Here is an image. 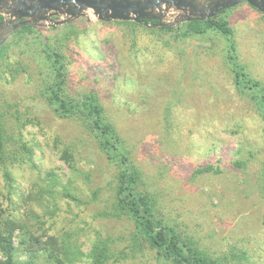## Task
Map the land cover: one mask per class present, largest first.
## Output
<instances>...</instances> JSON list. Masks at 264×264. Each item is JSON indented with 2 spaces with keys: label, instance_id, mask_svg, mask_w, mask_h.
Masks as SVG:
<instances>
[{
  "label": "rangeland",
  "instance_id": "obj_1",
  "mask_svg": "<svg viewBox=\"0 0 264 264\" xmlns=\"http://www.w3.org/2000/svg\"><path fill=\"white\" fill-rule=\"evenodd\" d=\"M210 2L195 0L201 8ZM7 6L2 5L0 15L14 25L18 18ZM162 12V19L175 27L186 22L183 10L174 6H163ZM83 13L78 22L88 19L87 30L60 45L67 94H98L143 172L142 187L157 195L167 221L192 233L213 256L246 250L250 260L243 264H264V119L234 86L226 38L213 31L174 38L145 24L101 20L93 9ZM263 14L249 0H239L223 16L233 30L239 60L264 83ZM44 15L37 25L54 45L67 29H53L54 15ZM13 25L0 33L9 41L0 59V109L11 131L22 126L34 155L31 163L9 167L10 186L0 168L2 207L36 235L70 239L84 252L96 235L110 237L119 260L107 264L159 263L147 249L130 252L132 226L126 219L99 214L111 204L116 168L80 120L58 116L42 97L50 69L39 43L27 34L13 37ZM68 147L75 154L76 172L61 157ZM208 165L213 170L195 173ZM48 171L57 175L52 195L46 192ZM122 251L125 258L119 256ZM37 264L53 263L40 258ZM76 264L88 260L82 257Z\"/></svg>",
  "mask_w": 264,
  "mask_h": 264
},
{
  "label": "trees",
  "instance_id": "obj_2",
  "mask_svg": "<svg viewBox=\"0 0 264 264\" xmlns=\"http://www.w3.org/2000/svg\"><path fill=\"white\" fill-rule=\"evenodd\" d=\"M226 9H219L216 15L201 20L190 16L180 26L163 25L157 18H144L138 21L114 20L137 26L151 25L154 31L169 32L174 38H187L194 35H204L213 31L227 40L226 58L237 92L248 96L253 102L257 113L264 119V83L254 78L245 65L241 63L236 52V45L232 39L233 30L223 14ZM264 15V14H263ZM59 20V17H53ZM77 20V22H76ZM71 19L61 25L51 24L53 29L65 27L62 37L53 45L52 39L44 35L35 23L26 24L12 30L13 37L29 35L40 45V53L50 69V75L41 89V95L53 111L62 118H76L95 139L97 148L114 164L116 172L113 180V198L108 210L99 214L107 218L126 219L132 226L130 232V252L138 253L145 249L152 251L161 263L171 264H233L249 262L250 254L246 251H230L221 255L209 254L192 233L179 230L174 224L166 220L161 214L160 202L157 195L142 187L145 183L143 172L128 155L125 139L105 114V107L94 91L87 92L79 98L70 97L67 92V72L64 54L60 45L85 32L88 19ZM3 16L0 15V24ZM145 24V25H144ZM148 26V25H147ZM9 41L0 39V59L6 54ZM6 120L5 110L0 109V168L10 186L13 181L11 169L15 163H31L34 148L24 139L20 126L18 132L11 131ZM62 159L67 162L72 172H76L75 154L68 147L62 151ZM240 162H237V164ZM264 165V164H263ZM213 170L211 165L197 168L195 173ZM264 170V169H263ZM50 184L49 191L53 194V187L57 185V175L54 171L46 173ZM93 195L96 197L97 192ZM66 196L77 201L79 197L66 193ZM46 236V238H45ZM17 241V243H16ZM113 240L110 237L96 235L91 242L88 252L81 251L70 239H63L56 235H36L30 226L21 219L6 213L0 203V264H37L44 258L53 264H76L82 257H86L88 264H107L115 258ZM25 254L26 259L19 258ZM121 258L126 257L124 251Z\"/></svg>",
  "mask_w": 264,
  "mask_h": 264
},
{
  "label": "water",
  "instance_id": "obj_3",
  "mask_svg": "<svg viewBox=\"0 0 264 264\" xmlns=\"http://www.w3.org/2000/svg\"><path fill=\"white\" fill-rule=\"evenodd\" d=\"M238 1L211 0L207 8H201L196 5L195 0H0V8L7 4L10 15L18 18L13 30L26 24L41 22L47 18L44 15L46 12L54 16L66 15V19L57 21L51 18L52 23L63 24L68 20L84 16L83 11L88 8L93 9L101 20L141 22L144 18H157L163 21L161 22L163 25H172L162 19L163 6H174L183 10L186 21L192 15L205 20L216 15L219 9H226ZM249 2L264 12V0H249Z\"/></svg>",
  "mask_w": 264,
  "mask_h": 264
},
{
  "label": "flooded vegetation",
  "instance_id": "obj_4",
  "mask_svg": "<svg viewBox=\"0 0 264 264\" xmlns=\"http://www.w3.org/2000/svg\"><path fill=\"white\" fill-rule=\"evenodd\" d=\"M12 25L13 23L6 24V19L3 17V22L0 24V33H2L3 35L5 32H7L8 28Z\"/></svg>",
  "mask_w": 264,
  "mask_h": 264
}]
</instances>
